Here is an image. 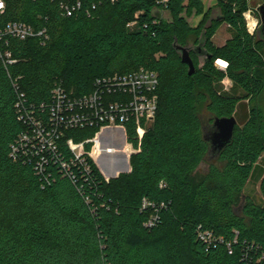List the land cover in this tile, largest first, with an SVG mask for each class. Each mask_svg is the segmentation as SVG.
Wrapping results in <instances>:
<instances>
[{"label": "trees", "instance_id": "1", "mask_svg": "<svg viewBox=\"0 0 264 264\" xmlns=\"http://www.w3.org/2000/svg\"><path fill=\"white\" fill-rule=\"evenodd\" d=\"M216 1L205 11L202 0H171L170 18L160 19L155 0L104 3L91 16L71 17L54 0H6L0 25L17 20L47 27L50 39L10 38L7 49L17 61L0 65V264H264V205L244 200L249 182H261L264 190V112L254 103L264 92V39L248 31L243 15L264 0ZM194 7L203 18L192 27L184 12ZM216 7L225 19L206 32L212 58L200 68L192 51L196 72L190 75L175 38L197 45ZM224 22L233 36L216 46L212 38ZM219 59L227 68L217 65ZM141 67L159 75V108L131 157V172L107 181L88 157L89 180L74 182L51 164V181L44 183L32 161L11 157L25 128L15 83L29 102L40 104L51 100L56 82L81 95L98 77ZM225 78L244 95L219 92ZM230 116L238 122L233 140L210 160L204 129L215 117ZM126 128L138 146L136 128ZM95 132L70 129L65 139L81 142ZM63 150L68 158L65 144ZM144 198L164 204L152 228L145 226L151 211L142 209ZM201 231H211L217 240L205 242Z\"/></svg>", "mask_w": 264, "mask_h": 264}, {"label": "built area", "instance_id": "2", "mask_svg": "<svg viewBox=\"0 0 264 264\" xmlns=\"http://www.w3.org/2000/svg\"><path fill=\"white\" fill-rule=\"evenodd\" d=\"M54 1L59 4L64 16L71 17L82 12L91 16L93 10L100 5L114 4L119 0H98L89 3L88 6L85 0ZM248 1L250 4L251 0ZM170 2L171 0H155L156 8L162 12L160 19H164L163 14L168 11ZM262 5L264 2L256 6L249 5L243 13L251 34L257 33L260 26L259 7ZM6 7V0H0V18ZM160 19H155L154 23H158ZM135 23L136 20L133 21V25ZM10 38L19 40L38 38L46 43L50 35L47 27L36 28L23 21H9L0 25V65L8 66L17 61L7 49ZM216 63L223 69L228 66L224 60L222 62L219 59ZM14 85L18 92L16 103L18 117L25 128L12 145L11 157L14 160L32 161L34 170L44 183L51 181L52 172L49 170L51 164L58 165L76 182L81 178L89 180L91 176L88 157H92L97 165L103 156L121 155L131 158L139 152L141 141L156 118L159 108V75L145 67L98 77L94 80L92 89L81 95L69 91L61 82H56L51 91V100L40 104L29 102L19 86L16 83ZM128 124L136 128L138 146L128 138L126 128ZM87 128L96 129L93 137L81 142H76L73 138L65 139L67 130ZM64 144L70 151L68 158L63 150ZM87 144H91L90 150L87 149ZM108 164L116 165L109 161ZM102 172L109 181V177L103 170ZM163 207L164 204L157 205L147 198L143 199L142 209L151 211L145 222L146 227L152 228L159 223ZM200 238L208 243L217 240V236L211 231H201ZM222 239L219 238L223 241Z\"/></svg>", "mask_w": 264, "mask_h": 264}, {"label": "rangeland", "instance_id": "3", "mask_svg": "<svg viewBox=\"0 0 264 264\" xmlns=\"http://www.w3.org/2000/svg\"><path fill=\"white\" fill-rule=\"evenodd\" d=\"M189 0H185V4H188ZM202 3L204 5L205 11L209 10L210 8L214 7L218 1L213 0H202ZM162 15V12H161ZM184 15L186 16L189 24L192 27L197 26L200 21L203 18V14L200 13L199 9L197 7L193 8L192 13H189V9L184 12ZM138 17V14L136 15V18ZM164 19L170 18V12L165 11L163 14ZM135 20V19H134ZM133 20V21H134ZM133 21L130 22V25H127L128 27H132ZM233 36V31L229 24L226 22L219 25L217 31L215 32L212 41L216 46H224ZM194 38V37H193ZM219 92H226L228 94L234 95V96H243L244 91L235 85L233 81L229 78H225L220 84L217 86ZM69 90V89H68ZM254 103L260 107L264 112V92L257 97L254 100ZM207 112L205 111V114L203 113V118L208 119L210 116L206 115ZM155 119L153 120V122ZM152 122V123H153ZM151 123V124H152ZM150 124V125H151ZM244 126L242 125L241 128ZM148 132V131H147ZM146 132V133H147ZM146 135V134H145ZM128 157V156H127ZM126 156H103L99 160L98 167L104 171L105 175L109 177V180L112 178L118 177L122 173H129L132 170L131 167V158H127ZM132 157V156H131ZM109 163H114L116 165L110 166ZM261 182L258 183H248L246 186V189L244 190V195L246 202L248 203L251 199H254V202L256 204L264 205V190L261 188ZM250 196L251 198H248Z\"/></svg>", "mask_w": 264, "mask_h": 264}, {"label": "water", "instance_id": "4", "mask_svg": "<svg viewBox=\"0 0 264 264\" xmlns=\"http://www.w3.org/2000/svg\"><path fill=\"white\" fill-rule=\"evenodd\" d=\"M261 16V23L257 30V36L259 39H264V5L259 7ZM155 17L161 18V11L156 9L154 11ZM225 16L222 13L221 8L216 7L213 9L209 20L207 21L203 32L200 36L199 43L197 45H182L175 38L174 48L180 54L183 63L188 65L189 74L192 75L196 72L195 63L191 57V52L195 51L199 57V67L202 68L212 58V54L206 49V32L215 21H224ZM237 119L235 116L230 117H215L213 124L210 127L204 129V137L209 142L208 159H214L221 154L223 149L228 146L234 137V130L237 125ZM205 165V164H203ZM245 201H243L238 207L235 208L236 213H240Z\"/></svg>", "mask_w": 264, "mask_h": 264}, {"label": "crops", "instance_id": "5", "mask_svg": "<svg viewBox=\"0 0 264 264\" xmlns=\"http://www.w3.org/2000/svg\"><path fill=\"white\" fill-rule=\"evenodd\" d=\"M220 61H223V60L220 59Z\"/></svg>", "mask_w": 264, "mask_h": 264}]
</instances>
